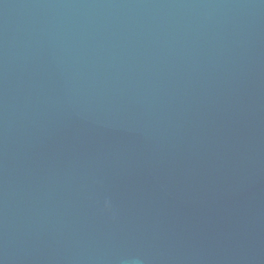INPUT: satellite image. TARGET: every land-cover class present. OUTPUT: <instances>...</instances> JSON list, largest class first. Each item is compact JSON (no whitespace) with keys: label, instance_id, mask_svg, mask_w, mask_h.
Masks as SVG:
<instances>
[{"label":"water","instance_id":"1","mask_svg":"<svg viewBox=\"0 0 264 264\" xmlns=\"http://www.w3.org/2000/svg\"><path fill=\"white\" fill-rule=\"evenodd\" d=\"M0 264H264V0H0Z\"/></svg>","mask_w":264,"mask_h":264}]
</instances>
